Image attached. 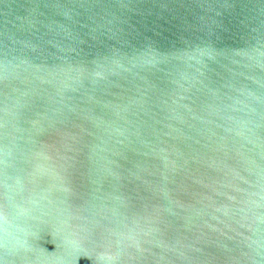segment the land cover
<instances>
[{
  "label": "water",
  "instance_id": "water-1",
  "mask_svg": "<svg viewBox=\"0 0 264 264\" xmlns=\"http://www.w3.org/2000/svg\"><path fill=\"white\" fill-rule=\"evenodd\" d=\"M0 264H264V0H0Z\"/></svg>",
  "mask_w": 264,
  "mask_h": 264
}]
</instances>
